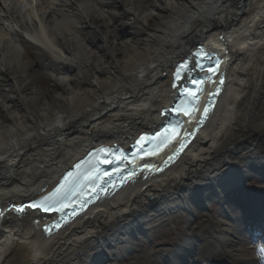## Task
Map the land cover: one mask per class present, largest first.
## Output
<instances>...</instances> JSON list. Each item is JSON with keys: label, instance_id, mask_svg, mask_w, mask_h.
<instances>
[{"label": "bare ground", "instance_id": "bare-ground-1", "mask_svg": "<svg viewBox=\"0 0 264 264\" xmlns=\"http://www.w3.org/2000/svg\"><path fill=\"white\" fill-rule=\"evenodd\" d=\"M197 45L224 59L225 82L174 162L70 223L59 208H7L50 195L89 149L153 133ZM255 176L264 182V0H0V264H155V229L180 216L159 264H263L245 255L247 227L264 228L246 194Z\"/></svg>", "mask_w": 264, "mask_h": 264}, {"label": "rangeland", "instance_id": "rangeland-1", "mask_svg": "<svg viewBox=\"0 0 264 264\" xmlns=\"http://www.w3.org/2000/svg\"><path fill=\"white\" fill-rule=\"evenodd\" d=\"M20 1H18L19 3ZM18 6V5H17ZM8 7V6H6ZM23 11L26 10L25 7ZM117 22L119 21V19L116 20ZM3 24H1V26H3ZM258 184L264 185V182L262 181V179H260L258 176L255 177H251L249 179V181L246 182V189L248 192H251L252 189H254L255 187L258 186ZM250 199L252 198V196H249ZM255 197V196H254ZM253 197V198H254ZM216 205H213L212 203L209 204L207 206L208 210L210 212V214L216 216L218 211H219V205L217 203H215ZM228 210H232V208L228 209ZM234 215H238L237 211H233ZM185 216H180L179 220L174 221V219L172 220H165V222H163L161 225L157 226V229H155V233L153 234L154 236V240L153 242V250L154 255L152 256V259L154 260L153 262L155 264H159L161 262V252L166 250V249H171L172 246L176 243V239H177V226L180 225L182 227H186L185 226ZM152 237V236H151ZM245 255L248 258H251L252 255V250L250 249V251L248 250V252L246 251Z\"/></svg>", "mask_w": 264, "mask_h": 264}, {"label": "snow or ice", "instance_id": "snow-or-ice-1", "mask_svg": "<svg viewBox=\"0 0 264 264\" xmlns=\"http://www.w3.org/2000/svg\"><path fill=\"white\" fill-rule=\"evenodd\" d=\"M219 65L217 64V67ZM210 72H215V68H210ZM177 79H179V72L176 74ZM193 83H198L197 81H193ZM223 83V81H221ZM195 93H193L194 95ZM205 116H207V109H205ZM183 147V145H181ZM99 152H105L106 149H99ZM171 159V157L169 158ZM105 163H109V161H105ZM81 167L80 164L76 165V168L79 169ZM105 175H108V173H105ZM72 177L73 179L69 180V178ZM64 183H61L56 189L50 193V195L44 196L42 200L34 201L29 207L31 208H37L42 207L44 211H48L50 209H57L58 206H65L64 202L69 201L71 202L72 198L75 196L78 198L79 193L77 192V185L80 181V175L75 174L73 172L67 173V175L64 177ZM92 182V181H90ZM82 206V205H81ZM24 206H21V209H23ZM60 211L63 210L62 207L59 208Z\"/></svg>", "mask_w": 264, "mask_h": 264}]
</instances>
